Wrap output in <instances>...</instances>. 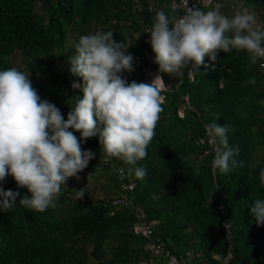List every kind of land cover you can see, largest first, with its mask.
<instances>
[{"label": "trees", "instance_id": "16d2710c", "mask_svg": "<svg viewBox=\"0 0 264 264\" xmlns=\"http://www.w3.org/2000/svg\"><path fill=\"white\" fill-rule=\"evenodd\" d=\"M180 0H0V71L15 67L29 72L41 100L60 109L65 121L71 101L82 98V80L69 72L68 57L82 35L113 31L114 40L129 45L133 71L122 72L128 83H151L154 53L149 30L156 11L169 16ZM231 14L237 0H222ZM264 23V0H244ZM206 10V9H205ZM18 55V56H17ZM249 62L248 54L219 53L215 62L205 57L192 80L161 73L165 83L163 112L144 166L143 180L125 179L115 168L128 165L105 159L99 137L81 141L94 158L70 178L58 207L38 213L19 205L29 195L11 176L0 182L5 191L19 192L17 204L0 211V264H137L152 255L147 238L134 232L142 210L151 238L159 239L176 256L193 251L198 264H220L231 247L234 264H264V225L255 223L250 209L264 199L260 172L264 170V68ZM255 77L256 85L248 83ZM215 121L227 127L229 146L238 150L236 167L213 174L214 149L204 125ZM69 131H72L69 129ZM74 135L79 139L80 133ZM203 140V143L199 141ZM242 162V165H241ZM90 179L87 182V177ZM129 192L131 203L116 204ZM85 188L76 200L71 190ZM70 190V191H69ZM100 192H103L100 193ZM229 226V240L224 225Z\"/></svg>", "mask_w": 264, "mask_h": 264}, {"label": "clouds", "instance_id": "9594fccd", "mask_svg": "<svg viewBox=\"0 0 264 264\" xmlns=\"http://www.w3.org/2000/svg\"><path fill=\"white\" fill-rule=\"evenodd\" d=\"M182 3V15L169 16L163 9L155 13L148 34L159 72L151 83H128L122 77V72L133 71V56L129 45L114 40L113 31L97 30L79 38L67 63L70 74L82 80V86L73 83L82 98L71 101L66 121L59 108L41 100L29 72L15 67L0 71V182L11 176L18 188L27 189L29 195L20 198L19 205L38 213L57 208L66 182L79 179L77 174L94 158L93 152L82 150L81 141L95 136L105 159L130 166L126 173L121 169L122 179L143 180L146 168L136 165L146 158L163 112L165 86L159 73L183 76L186 70L191 77L194 69L207 67L205 57L215 62L219 53L233 50L247 53L253 65L264 61V23L244 0L233 4L231 14L223 11L222 0L207 10L196 3L190 7L189 0ZM256 82L255 77L248 80L253 86ZM204 131L215 153L213 174L228 173L230 164L237 166L233 157L238 150L229 146L227 127L213 121ZM259 178L264 185V170ZM85 188L71 190L74 199H83ZM19 196L0 187V211L13 209ZM250 212L257 226L264 225V199H257Z\"/></svg>", "mask_w": 264, "mask_h": 264}, {"label": "built area", "instance_id": "2783aa9c", "mask_svg": "<svg viewBox=\"0 0 264 264\" xmlns=\"http://www.w3.org/2000/svg\"><path fill=\"white\" fill-rule=\"evenodd\" d=\"M216 0H189V6H193L195 3L198 7H201L202 9H206L207 7L211 6V3H215ZM171 10L177 12L178 14L182 15L185 11V7L182 3V0H180L177 3H173L171 6ZM159 72V68L156 67L153 70L152 78H154ZM161 75V73H159ZM162 76V75H161ZM192 80L194 79V70L193 75L190 77ZM164 82V81H163ZM165 86V83H164ZM165 87L162 88V96L164 97V91ZM121 169L124 170L126 173V170L121 168H115L114 173L118 177L120 181H124L125 179H122V172ZM125 193L123 196L116 201V204H125L128 205L131 203L129 198V192H132L135 188L133 183L131 185H124ZM136 217L138 218L139 222L134 227V232L136 234H140L143 237L147 238L148 243L146 244V249L150 252L152 255L149 259L141 260L137 264H198L197 259H201V254H196L193 251L186 252L182 256H176L174 254H171L169 251H166L163 245L160 243L159 239H153L151 238V229H150V223H146L145 221V213L142 210H137L135 213ZM225 230L227 231L228 239L231 240V232L229 230V226L227 224L224 225ZM220 264H234V252L232 248L230 247L227 250V253L219 258ZM211 264V263H208Z\"/></svg>", "mask_w": 264, "mask_h": 264}, {"label": "rangeland", "instance_id": "374dc122", "mask_svg": "<svg viewBox=\"0 0 264 264\" xmlns=\"http://www.w3.org/2000/svg\"><path fill=\"white\" fill-rule=\"evenodd\" d=\"M18 56V55H17ZM20 61H19V59L17 58V60L15 61V64H14V66H15V68H17L18 70H19V68H20ZM75 88H77V87H75ZM100 193H102L103 194V192H100Z\"/></svg>", "mask_w": 264, "mask_h": 264}]
</instances>
